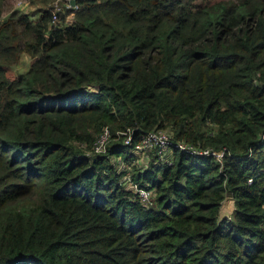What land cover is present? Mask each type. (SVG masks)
Returning a JSON list of instances; mask_svg holds the SVG:
<instances>
[{
	"label": "trees",
	"instance_id": "trees-1",
	"mask_svg": "<svg viewBox=\"0 0 264 264\" xmlns=\"http://www.w3.org/2000/svg\"><path fill=\"white\" fill-rule=\"evenodd\" d=\"M76 4L52 23L0 0V264H264V0ZM156 129L222 163L133 165Z\"/></svg>",
	"mask_w": 264,
	"mask_h": 264
},
{
	"label": "built area",
	"instance_id": "built-area-1",
	"mask_svg": "<svg viewBox=\"0 0 264 264\" xmlns=\"http://www.w3.org/2000/svg\"><path fill=\"white\" fill-rule=\"evenodd\" d=\"M62 5L59 6L57 1L55 2V8L52 10V19L51 22L55 23L58 20L60 13L66 12V10L70 9V15L66 19V21L70 20V16L73 14V10L77 9L78 6L76 2L72 5L70 4V0H59ZM67 15V14H66ZM130 131L126 130L122 133H118L117 136L122 135L123 143L130 144L131 137ZM110 132L107 128H105L101 134L97 137L94 142V152L95 153H105L108 142L110 141ZM264 137V134H263ZM137 151H151V149H155L158 154V158L163 162L170 163L171 161V152L173 150H179L183 153H186L191 156H212L217 162L222 163V158L226 152V149L223 148L220 151H214L210 148L201 149L192 144H189L184 141H173L168 132L162 129L151 130L147 132L134 147ZM127 178V177H126ZM251 178L248 179V182H251ZM134 191H137L139 197L141 199V203L145 206L151 204L153 197H151L152 192L149 190L137 189L136 186L132 185ZM131 186V187H132Z\"/></svg>",
	"mask_w": 264,
	"mask_h": 264
},
{
	"label": "rangeland",
	"instance_id": "rangeland-1",
	"mask_svg": "<svg viewBox=\"0 0 264 264\" xmlns=\"http://www.w3.org/2000/svg\"><path fill=\"white\" fill-rule=\"evenodd\" d=\"M56 1L59 4V6L62 5L61 1L59 0H5V6H4L5 9L3 10V15H4L3 17L7 16L12 11H20V12L32 14L33 17H35L38 14L37 11H39L40 9L50 8L52 11L55 8ZM63 13L64 12L60 13V15ZM69 15L70 14L65 15V18L67 19ZM0 19H3V18H0ZM30 59L31 58L28 55L23 54L20 57L19 62L9 70V75L13 77L19 72L26 71V69L28 68ZM152 150L153 149H151V151ZM130 151L134 153L133 154L134 158L129 160L132 162L133 165L146 166L148 164L149 159H150V154L148 153V151L147 152L137 151L134 148H131ZM116 158L118 159L123 158V156H114L111 159H116ZM160 159L161 158H159L158 160ZM217 163H220V162H217ZM117 167L119 168V170H122V169H128V167L130 166H128V164H124L121 161L120 163L117 164ZM129 176L130 174L128 173L127 178L123 176L121 177V180H120V181L124 180L122 184L126 187V189H130V185H131V183L127 181L129 179ZM233 209H234L233 200L231 199L230 195H228L222 204L220 215L230 216Z\"/></svg>",
	"mask_w": 264,
	"mask_h": 264
},
{
	"label": "water",
	"instance_id": "water-1",
	"mask_svg": "<svg viewBox=\"0 0 264 264\" xmlns=\"http://www.w3.org/2000/svg\"><path fill=\"white\" fill-rule=\"evenodd\" d=\"M76 2V0H70V4H74Z\"/></svg>",
	"mask_w": 264,
	"mask_h": 264
},
{
	"label": "clouds",
	"instance_id": "clouds-1",
	"mask_svg": "<svg viewBox=\"0 0 264 264\" xmlns=\"http://www.w3.org/2000/svg\"><path fill=\"white\" fill-rule=\"evenodd\" d=\"M224 202V201H223Z\"/></svg>",
	"mask_w": 264,
	"mask_h": 264
}]
</instances>
